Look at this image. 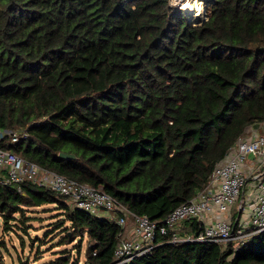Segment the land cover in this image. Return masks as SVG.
Returning <instances> with one entry per match:
<instances>
[{
	"label": "trees",
	"instance_id": "16d2710c",
	"mask_svg": "<svg viewBox=\"0 0 264 264\" xmlns=\"http://www.w3.org/2000/svg\"><path fill=\"white\" fill-rule=\"evenodd\" d=\"M198 1L193 22L169 0H0V147L162 223L264 121V0ZM48 205L78 249L49 264H78L83 238V264L114 263L120 226L30 181L0 185L2 235ZM125 264H264V231L236 251L163 243Z\"/></svg>",
	"mask_w": 264,
	"mask_h": 264
},
{
	"label": "built area",
	"instance_id": "2783aa9c",
	"mask_svg": "<svg viewBox=\"0 0 264 264\" xmlns=\"http://www.w3.org/2000/svg\"><path fill=\"white\" fill-rule=\"evenodd\" d=\"M172 1L180 0H169L171 6ZM5 134L10 133L0 130V138ZM16 141L13 135L10 143ZM28 181L58 193L70 208L120 226L122 235L114 249L113 264L149 255L163 243H218L236 251L264 231V121L246 128L216 164L206 185L160 224L134 215L100 189L25 161L0 147V185L19 190ZM235 203L237 214L233 216ZM192 223L197 230L190 227ZM158 236L165 240L161 242ZM0 264H5L1 253Z\"/></svg>",
	"mask_w": 264,
	"mask_h": 264
},
{
	"label": "rangeland",
	"instance_id": "374dc122",
	"mask_svg": "<svg viewBox=\"0 0 264 264\" xmlns=\"http://www.w3.org/2000/svg\"><path fill=\"white\" fill-rule=\"evenodd\" d=\"M172 4H174L172 5L173 8L185 12L188 17L193 15V12L186 11L185 6H195L203 14L201 2L198 0L172 1ZM202 14L199 19H201ZM237 206L238 203H235L232 207L233 216L237 214ZM59 213L60 211L54 205L28 208L25 214L26 217H29L26 222L27 233L18 232L16 234L15 232H7L2 235L0 226V253L5 257V264H49L50 261L62 255L61 253H64V251L69 252L68 254L73 257H77L76 250L78 249L75 248L74 250L73 246L76 245V241L67 245L59 244L60 237L63 235L62 229L64 226L59 230L55 227L51 228L52 223L56 220L59 222L62 219ZM65 226L67 227L68 224H65ZM47 231L48 233L44 237V233ZM86 245L87 239L83 238L78 264H83L84 262Z\"/></svg>",
	"mask_w": 264,
	"mask_h": 264
},
{
	"label": "bare ground",
	"instance_id": "6f19581e",
	"mask_svg": "<svg viewBox=\"0 0 264 264\" xmlns=\"http://www.w3.org/2000/svg\"><path fill=\"white\" fill-rule=\"evenodd\" d=\"M185 10L188 12H193V15H190L189 19L190 21L197 22L199 19L200 15L202 14L199 8H195V6H185ZM196 9V10H195Z\"/></svg>",
	"mask_w": 264,
	"mask_h": 264
},
{
	"label": "water",
	"instance_id": "95a60500",
	"mask_svg": "<svg viewBox=\"0 0 264 264\" xmlns=\"http://www.w3.org/2000/svg\"><path fill=\"white\" fill-rule=\"evenodd\" d=\"M59 158L65 159V160H69V159H74L75 156L73 154H68V153H59L58 154Z\"/></svg>",
	"mask_w": 264,
	"mask_h": 264
}]
</instances>
